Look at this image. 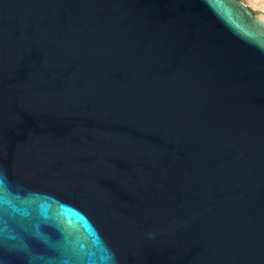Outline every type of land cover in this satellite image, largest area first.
<instances>
[{
	"label": "water",
	"instance_id": "95a60500",
	"mask_svg": "<svg viewBox=\"0 0 264 264\" xmlns=\"http://www.w3.org/2000/svg\"><path fill=\"white\" fill-rule=\"evenodd\" d=\"M0 181V264H264V20L0 0Z\"/></svg>",
	"mask_w": 264,
	"mask_h": 264
},
{
	"label": "bare ground",
	"instance_id": "6f19581e",
	"mask_svg": "<svg viewBox=\"0 0 264 264\" xmlns=\"http://www.w3.org/2000/svg\"><path fill=\"white\" fill-rule=\"evenodd\" d=\"M249 4L253 7L259 9L260 11L264 12V0H246Z\"/></svg>",
	"mask_w": 264,
	"mask_h": 264
},
{
	"label": "rangeland",
	"instance_id": "374dc122",
	"mask_svg": "<svg viewBox=\"0 0 264 264\" xmlns=\"http://www.w3.org/2000/svg\"><path fill=\"white\" fill-rule=\"evenodd\" d=\"M242 1L245 2L260 18H262L264 20V12H262L259 9L253 7L246 0H242Z\"/></svg>",
	"mask_w": 264,
	"mask_h": 264
},
{
	"label": "snow or ice",
	"instance_id": "6c2138e0",
	"mask_svg": "<svg viewBox=\"0 0 264 264\" xmlns=\"http://www.w3.org/2000/svg\"><path fill=\"white\" fill-rule=\"evenodd\" d=\"M3 187V181H0V188Z\"/></svg>",
	"mask_w": 264,
	"mask_h": 264
}]
</instances>
